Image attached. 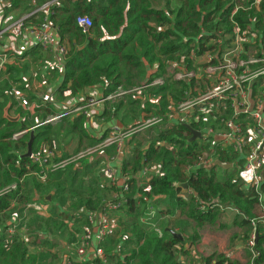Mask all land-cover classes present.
Returning <instances> with one entry per match:
<instances>
[{
  "label": "trees",
  "instance_id": "1",
  "mask_svg": "<svg viewBox=\"0 0 264 264\" xmlns=\"http://www.w3.org/2000/svg\"><path fill=\"white\" fill-rule=\"evenodd\" d=\"M2 1L5 3L3 18H6L16 11L29 15L51 0ZM261 2L262 13H257L249 8L250 0V2L240 5V9L233 15L232 20L237 22L242 30L249 27L250 19L253 18L256 19L257 26L261 27L264 17V0ZM235 6L236 3L233 2L226 7L220 6L218 0H60L57 6L51 8L49 16V22L56 29L60 40L66 41L68 44V49L64 54L62 82L56 89L59 100L64 99L63 94L66 92L75 97L87 88L95 86L100 87L102 96L114 92L118 87L129 89L139 86L145 80L144 73L147 71L145 63L149 67H153L154 64L158 65L157 71L150 79L152 81V78L166 73L168 66L163 63L162 58H174L173 60H177L178 63L181 58H184L187 64H191L189 60L191 54L199 56L205 51L215 50V44H208L217 40L216 33L220 28H223L226 33L231 31L229 17ZM78 16H87L91 20V28L87 35L83 34L76 26L75 20ZM40 17L42 15L39 13L33 14L24 20V24L26 26L36 24ZM136 74L139 76L138 78ZM193 85V81L189 84L166 81L162 86L149 87L145 94L150 97L160 96L161 106H153L148 103L147 111L164 115L167 106L165 97L170 93L173 96L174 104H177L182 100L181 96L185 95L186 91L193 92ZM177 86L181 89H176ZM3 92H0V95L5 97V103L0 105V129L5 127L6 130H0V190L10 183H14L16 196L21 191L19 182L24 178L26 163L29 161L28 158L23 159L14 151H24L30 137L26 134L16 142L11 140L13 134L25 129L19 126L20 120L18 122L8 121L3 117L6 106H9V110L15 106L14 103H11V97L6 98ZM34 98V96L27 97L31 103L34 102ZM153 107L156 111H152ZM44 109L45 114L41 117L46 119V116L51 115L54 109L50 110L47 107ZM17 114L20 117L24 111L18 109ZM80 119L81 117L76 121L79 122ZM39 122L41 121H35V125ZM191 128L198 129V126L191 125ZM49 130L50 125L35 128L32 150H38L42 141L49 140L46 137ZM173 131L171 136L167 135L170 130L160 131L147 149L141 150L139 145L136 146L123 162V169L126 171L130 168L134 174H141L144 168L158 167V169L153 168L157 170L156 175H151L146 185L142 186L141 192L143 190L146 192L143 191V196L137 198V208L129 209V205L125 207L124 211L128 214V220L120 228H124L128 234L124 236L122 242L118 241L122 236L118 237L116 231L113 237L102 240L98 245L99 248L104 249L110 239L112 246L121 245L125 264H177V254L180 253L177 247L182 246L184 241L192 240L194 242L197 240L199 231L205 224L216 226L217 220L220 219L223 212L218 209H212L206 213L199 212L195 198L186 194L187 190H184L183 185L188 186V189L199 198L212 197L222 203L233 204L244 216L243 218L235 216L233 221L234 225L243 229V242H246L252 233L250 221L254 215L256 216V214L253 215V211L257 209L256 199L245 198L240 179L232 180L226 175L228 170L224 171V176L216 174L217 171L223 170L221 168L211 170L199 168L189 174L190 169L199 161L207 147L198 143L197 140L187 144L186 141L191 135L183 126L175 127ZM163 138L165 146L155 148V143L164 140ZM207 151L210 152V150ZM215 158L221 162L224 161L223 153L218 150H216ZM17 164L19 167L16 166ZM30 169L35 172L40 170L36 165L31 166ZM61 173L62 170L46 172L47 180L49 181L51 178L54 185L61 186V183L56 182L55 177ZM198 177L203 180L197 183ZM99 179L100 177H97L96 181L95 179H93L94 182L89 181L87 189L80 191V194H77L78 198L72 200L70 208L68 207L69 211L63 210L62 215L65 216V219L72 211H75L88 224V216L94 214L93 211L100 203L90 199L97 190L92 185ZM26 181L24 179V185ZM133 181L134 178H130L127 184ZM261 190L264 195V182ZM9 196L10 194L7 193L0 197V212L8 208L7 199ZM153 197H157V199L154 201ZM60 198L64 206L66 201L62 197ZM151 201L153 202L151 203ZM161 203H166L165 211L156 210L152 221L148 224L141 223L140 218L144 207L151 204L158 207ZM98 209L101 210V208ZM176 210L183 212L187 219L194 222L190 239H185L183 229L178 234L182 236L183 240L174 238L172 234L164 231L168 235V239L165 240L158 237L154 231H150L152 225L158 223L166 215L174 216ZM256 231L259 237L256 243L259 253L256 264H264L263 225L258 224ZM130 245H134V249L126 254L125 251ZM107 254L105 252L110 260L120 258L118 252L112 255ZM0 256L2 255L0 254ZM21 256L20 254V258Z\"/></svg>",
  "mask_w": 264,
  "mask_h": 264
},
{
  "label": "built area",
  "instance_id": "2",
  "mask_svg": "<svg viewBox=\"0 0 264 264\" xmlns=\"http://www.w3.org/2000/svg\"><path fill=\"white\" fill-rule=\"evenodd\" d=\"M59 1H48L31 14L9 21L5 27H1L0 36L6 35V46L3 53L12 52V54L19 56L23 47L27 45H34L44 52L52 49L57 31L51 26L49 16L51 8L57 6ZM234 1L236 6L229 17L231 31L226 33L223 28H220L216 33L217 40L208 44H215V50L205 51L199 56L191 54L189 58L191 64H187L185 59L181 58L176 66H168L164 75L155 77L152 81L145 80L137 87L130 89L118 87L114 92L106 96H100L98 100L88 97L84 105L75 107L71 112L88 115L89 110L87 109L99 103L121 100L130 94L140 96L149 87L162 86L166 81L168 83L181 82L189 84L194 78V71L206 65L208 67V72H206L208 74L207 80L211 86L200 90L196 87L197 85H193V92H187L186 98L177 102V104H174V99L171 96H167L165 99L167 106L164 115L153 114L143 107L140 113V121L133 128V131L139 133L162 124L167 127L181 125L198 126V129L190 128L200 133L201 137L197 141L206 146L207 149L201 155L199 161L190 169L189 174L199 168L203 169L217 160L215 158L216 150L223 153L224 161L222 163L238 169V179L241 181L245 195L254 193L255 196H250L249 199H256L261 206V213L250 221L252 233L246 244L250 254L249 264H255V258L259 256L256 249V229L258 224L264 225V195L261 190L264 182V17L262 18L261 27L257 26L256 19L253 18L250 19L249 27L242 30L238 23L232 20L233 15L241 7L237 4L239 0ZM241 2H250V0H241ZM261 3V0H251L249 8L257 13H262ZM4 5L5 3L0 0V19L3 17ZM37 13L42 15L41 22L36 26L31 25L32 27L27 29L24 20ZM75 23L83 34L87 35L89 33L91 28L90 18L78 16ZM28 35L29 38H27ZM19 41L23 43L22 46H18ZM57 51L62 54L66 53L65 48L60 46H57ZM6 54L0 57V82L5 71ZM201 59L204 60V63H199ZM145 65L148 68L147 63ZM11 93L15 96V102L18 105L15 106V109L19 107L25 111L40 109L41 105L31 104L16 88L13 87ZM0 103H2L1 95ZM150 104L161 106V97H154ZM152 111H156V109L153 107ZM66 113L68 111L46 118V122H40L34 128L43 124H52L56 120L65 117ZM165 129L170 130L169 128ZM128 131L131 133L132 129ZM27 132L28 130H24L15 133L11 136V140L16 142L26 135ZM126 136L119 129L113 128L109 137L105 138L100 144L87 147L68 157H59L48 148L32 150L26 166H38L40 168L38 177L43 180L46 172L63 170L112 145L115 146L116 153L122 155L123 140H125ZM163 146H165L163 141L155 143V148ZM207 150H210V152ZM14 153L22 156L26 153V149L20 152L15 151ZM232 157L234 159H231ZM117 165L120 166L118 163L110 162L106 169V174L113 184L117 179ZM150 170L144 168L141 173L146 180L151 176ZM244 173H249V179L244 178ZM15 189L16 185L14 184L1 189L0 197ZM129 191V184L124 182L115 198L112 201L105 202L98 217L94 216L95 214L88 216L87 222L90 229H84L85 236L83 235L81 247L76 250V258L71 259L66 256L61 260L60 264H95L94 261L96 260L103 264L108 262L104 249L98 246L94 249L93 258L87 259L86 241L90 239L92 231H95V238L99 240V244L102 240L113 237L115 229L106 215L112 211H120L127 205L130 206V202H132L134 208L137 206V204L134 205L137 199L131 200L127 197ZM186 194L195 198L196 207L201 213L218 209L223 213L239 214L232 204L222 203L212 197L199 198L191 190L186 192ZM146 208L144 215L140 219L141 223L144 224L152 221L156 213L151 206H146Z\"/></svg>",
  "mask_w": 264,
  "mask_h": 264
},
{
  "label": "crops",
  "instance_id": "3",
  "mask_svg": "<svg viewBox=\"0 0 264 264\" xmlns=\"http://www.w3.org/2000/svg\"><path fill=\"white\" fill-rule=\"evenodd\" d=\"M14 13L15 12L10 14L6 18L2 17L0 19V27L3 28L8 24L9 21H13L11 20V18ZM39 21L40 20H38L36 24L27 25V29L29 27H32L31 25L36 26L37 24H39ZM27 38H29V35L27 36ZM0 42H1L0 43V57H1L3 54H6L3 53L6 44L4 39H0ZM22 45L23 43L19 41L18 46H22ZM57 46L64 47L66 51L68 49L67 42L66 41L62 42L58 34L55 35L54 46L52 47V49H50L47 52L42 51L41 49H39L34 45H27L23 47L22 53L19 56L12 54V52L7 53L5 55V62H4L5 75H3V78L0 82V90H1L0 92H3L4 90L3 93L6 96V98L11 97V103H14L15 106H18L17 103L15 102L16 101L15 96L11 93V89L14 87L20 93L21 91L17 87L12 85H24V88L26 89L29 87V85H33V86L45 85L46 94L45 95L43 94L44 96L41 97V91L39 90L40 93L39 95H37V97L42 99L46 104L49 105L51 104L54 110L57 109V107H59L60 105H64L66 103L69 104V101H71L72 106L74 105L75 108L80 105H84L85 102L87 101L86 98L88 97H93L98 100L100 96H102L99 95V93L101 92L99 86L87 88L83 92L77 94L75 97H72L70 93L66 92L63 94L64 99L59 100L56 93V89L62 82L65 55L57 51ZM15 57H17L18 59V61L16 62H14ZM18 64H22V66H25L26 72H21ZM144 66L146 67L145 64ZM146 69L148 73H147V78H145V80H150L152 75L154 74L153 72L154 69L153 67H149V66L148 68L146 67ZM27 76H28V81L26 80ZM5 89H9V94L5 93ZM167 96H171V95H167ZM1 97H2V103H0V105H3L5 103V97L3 96ZM171 97L173 98V96ZM152 100H154V97H150L147 103H151ZM6 104L9 105L8 103ZM31 104H33V102ZM15 106L12 107L11 110H9V106H6L4 108V110L8 109L7 116L9 118L15 119L18 117L19 120L18 114L16 117L14 116L10 117L9 115V113H11L12 111H16L18 109H21L22 111L30 114L33 113V112L25 111L20 107L15 109ZM42 106L43 104L40 106V109L42 108ZM145 106H146V102L140 103V107L138 111L139 115L142 112L143 107ZM148 107L149 106H146L145 109ZM38 110H35V112ZM72 110L73 109H68V113H66L64 118L70 117L67 120L68 124H66V127L69 126L70 129L72 128L73 130L66 132L67 129L64 130L61 127L62 126L61 124L59 125L48 124L50 125V130H49L50 132H48L46 137L49 138V140L42 141L39 144V147L48 148L49 150L57 154V151L59 152H63V150L69 151L68 150L69 148H71L72 150L73 147L75 146V142H78L76 145L79 144L82 145L81 139L82 141L84 139L85 141H89V142L94 140L93 143L94 144L96 143V145H98L105 138L109 137L111 133V129L116 128L122 130L125 123H127V121L119 122L120 120L112 118L110 116L109 106L103 103H99L96 106L87 109L89 110L88 115H84L81 113H72L71 112ZM59 113H61V111H58V113L56 114ZM79 116L81 117V119L78 123H76L75 121ZM3 117L5 118V116ZM46 117L49 118L51 117V115H48ZM132 125H134V123L126 124V129L130 128ZM158 127L160 132L161 131L160 128H163L164 125ZM189 127L191 126L189 125ZM155 129L156 127H153L146 129L144 131L151 130V133L153 132L154 134ZM126 141L127 139L123 140L122 155H118V157L115 160L110 161L112 163L120 164V166L117 165L118 174L116 181L114 182V184L109 182L111 186L115 189V191L124 182H128V178H126L127 171H130L129 173L130 178L132 179L134 178V181L132 182L133 184H136L135 183L136 180L137 183H139V186L141 187L146 185L147 183V180H145L146 178H144L140 173L134 174L131 172L130 168H128V170L126 171L123 169V162L127 158V155H129L131 152L126 150ZM103 150L99 151L98 153L102 152ZM65 156L68 157L70 155L64 154L61 157H65ZM102 156H104L103 153ZM16 166L19 167L18 164ZM30 167L25 168L26 171L24 178L19 182V184H21L20 193L15 196L14 192L16 190L9 192L8 194H10V196L7 199L8 208L0 212V254L2 255L0 256V264H60L63 258V252L68 250L69 251L71 250L73 252V256L69 254L70 252H67L66 256L70 257L71 259H75L76 247L82 244L83 238L85 236L84 231L80 235H74L73 237L74 241L72 239L73 234L71 235L72 232L66 231L64 233V236L62 233L63 221L66 219L71 220V218H75L76 215L74 216L72 215L75 211H72L71 214L66 219H63L62 212L65 209L62 208L63 205L61 203V198L60 197L56 198L55 196L51 198V195L53 196V193L45 194V189H46L45 179L47 176H45V179L40 180L38 177L40 170L38 172H35L34 170L30 169ZM231 169L232 168H229L227 170L230 172ZM149 172L153 176L156 175L157 173L156 170L153 168ZM24 179L27 180L25 185L23 184ZM140 179H144V180L139 181ZM202 180L203 179L201 177H198L196 179V182L198 183ZM13 184L14 183H10L7 186ZM95 184H98V182H96ZM53 187L59 190L61 189L60 186L54 184ZM183 188L184 190H186L188 186L184 187L183 185ZM100 192L104 193V195H101ZM114 193L112 194L111 190H107V191L99 190L97 193L92 194L90 199L98 203L105 196H109V194H112L113 197ZM156 199L157 197H153L152 200L155 201ZM105 202L107 201L103 200L100 203L99 208L102 209ZM165 206L166 203H161L160 206L154 207V209L155 211L156 210L165 211L166 209ZM131 208L135 209L133 207L132 202H130V206H129V209ZM124 210H126L125 207L121 211ZM65 212L67 211L65 210ZM119 212L120 211L116 213ZM77 213L79 212L77 211ZM174 213H175L174 216L171 215L164 216V220L168 219L169 223L172 222V225H176L178 228H180L179 231H182L181 229L185 231V228H187L189 225L188 227L189 229H187V232H184V236L185 237L188 235L191 236L192 228L194 227V222L190 219H187V216L183 212H180L179 210H176ZM224 214H228V216L231 217L232 221H234L235 215H233L232 213H224ZM224 214L223 213L221 214L220 219L217 220L216 226L205 224L201 229L202 232L200 233L199 238L197 240H194V242L192 240L184 241L183 245H185V248L187 249H184V251L177 254V259H176L177 264H227L228 261H231L230 263H235V264H248L250 262V254L246 245L247 241L243 242L242 240L243 229L234 225V223L233 225L235 227H233L229 222L222 223ZM117 216L121 217L122 220L120 223L116 222V226H115L116 230L118 229L119 226L121 225L124 226L125 222H127L128 220L127 216L125 217V215L123 214ZM190 223H192L191 226ZM76 224H74L72 227L75 228ZM64 226H65V230H67L66 229L67 226L66 225ZM171 228L172 227L165 228L164 231L169 234L170 232H173L172 231L173 229ZM121 229L125 230L124 228ZM231 231H237L236 232L237 235L235 234L234 237H230ZM256 235H257V239H256V243H257L259 237L257 233ZM68 236H70L68 239L69 242L71 241L73 242L71 243V245L67 246V244L65 245V243H63V238H66L67 240ZM95 236H96L95 231H92L90 239L86 241L87 242L86 250L88 255L87 259L93 258L94 249H96L97 246L99 245V240H97ZM109 241L105 245L106 248V249L104 248L105 252L108 253L107 255H112L113 253L118 252V256L120 258L118 260L116 259L110 260L107 257L108 262L106 264H125V259L122 258L123 252L121 251V245L112 246V242ZM133 247L134 245H130L126 251H133L134 249ZM20 254L22 255L21 258H20ZM220 254H223L226 258L229 259L227 263L221 258H218L220 260L217 259L216 256ZM214 255L215 257L213 258ZM94 263L103 264L98 262L97 260L94 261Z\"/></svg>",
  "mask_w": 264,
  "mask_h": 264
},
{
  "label": "rangeland",
  "instance_id": "4",
  "mask_svg": "<svg viewBox=\"0 0 264 264\" xmlns=\"http://www.w3.org/2000/svg\"><path fill=\"white\" fill-rule=\"evenodd\" d=\"M209 1H212V0H209ZM218 1H219V5L220 6H223V7H226L227 5H229L232 2L233 3H236L234 0H218ZM237 4L240 6L242 4L241 0H239L237 2ZM23 16H26V15L24 13H22V12L17 11V12H15L13 14L11 20H15V19L21 18ZM41 19H42V17L39 18V20H41ZM152 24H154V23L152 22ZM159 29H162V28H159ZM5 38H6V35L5 34H3V35L0 36V39H4L5 40ZM249 53H250V51H249ZM173 59H169V58L165 59V58H162L163 63L166 66H176V64L178 63V61L177 60L174 61ZM175 59H177V58H175ZM16 61H18L17 57L14 58V62H16ZM203 61L204 60L201 59L199 63H204ZM154 65H153V69H154L153 72H156L158 65H156V64H154ZM18 66L20 67V71L21 72H26L25 66H22V64H18ZM206 72H208V67H206V65H203V66L200 67V69H196L194 71V78H193L192 81H193L194 85L195 86L197 85L196 87L199 88L200 90L206 89L207 87L211 86V85H209V82L207 80L208 74ZM147 73H148V71H146L144 73V77L145 78H147ZM4 75H5V72H4ZM138 77L139 76L137 75V78ZM26 80L28 81V76L26 77ZM12 86L17 87L21 91V93L25 96V98L30 97L31 95H33L35 97L34 98V102L32 101L33 103H36V104H39V105H42L43 104V106H42V108L40 110H38L36 112L35 111H32V110H29V112H33V113L30 114V113L24 112V114H22L19 117V120H20V121L18 120L19 121V126L22 129L28 130L27 134L30 137V133H31L32 130L35 133V128H34L36 126L35 125V121H38L39 120L41 122H46V120L41 117L42 115L45 114L44 113L45 112V109L44 108L47 107L50 110L52 108V105L51 104L50 105L49 104H46L42 99H40V98L37 97V95H39L40 91H41V97H43L46 94L45 85L44 86H41V85H34V86L33 85H29V87L27 89L24 88V85H12ZM137 86H133V87H137ZM133 87H131V88H133ZM125 88H127V87H125ZM125 88H123V89H125ZM176 89L179 90L181 88L177 86ZM5 93L6 94H9V89H5ZM186 94H187V91L185 92V95L181 96V99L186 98ZM99 95H101V92L99 93ZM168 95H171V94L169 93ZM149 98H150V96L148 94H145V93H143L140 96H138L137 94H130L127 97H124L121 100H116V101L114 100L112 102L103 103V104H106V105L109 106L110 116L112 118L120 120L119 122H125V121H127V123H125V125L122 128V130H120V131L123 132V133H125L127 135L126 138H125V140L127 139V141H126V150H128V151H132L138 145L140 146L141 150L147 149V147H149L154 142L153 138L155 137V135H157L159 133V127L158 126H156V129H155L156 132L154 130V134H153V132L151 133V130L144 131V132L141 131L139 133L133 131V128L136 127L137 124L140 121V115H139V112H138L139 111V107H140V103L141 102H146V106H149V104L147 103L149 101ZM86 99H88V98H86ZM165 99H166V97H165ZM68 109H74V105L72 106L71 101H69V104L66 103L64 105H60L55 110H53V108H52L53 111L51 112V116H55V114L58 113V111L66 112V111H68ZM17 112H18V110L12 111L11 113H9L10 117H13V116L16 117L17 116ZM79 117H77V118H79ZM69 118L70 117H67V118L62 117V118L56 120L55 122H53L50 125H53V124L59 125V124H61L62 125L61 127L64 130L67 129L66 132L67 131H70V130H73L72 128L70 129L69 126L66 127V124H68L67 123V120ZM73 122H74V120H73ZM75 122L78 123L77 121H75ZM132 123H134V125H132L129 128V129H132V132L130 133L128 131L129 129L128 128L126 129V124H132ZM63 124H65V125H63ZM43 125H48V124H43ZM162 125H164V127L163 128H160L161 132H163L165 130V128H169L170 129V132L167 135L168 136H171V134L174 133L173 130H175V126L174 127H167L165 124H162ZM162 125H159V126H162ZM0 130L1 131H4V130H6V128L5 127H1ZM93 141L94 140H92L91 142H89V141H85L84 139L82 141V139H81L82 145L81 144L76 145L78 142H75V146L73 147L72 150H71V148H69L68 149L69 151H65V150H63V152L57 151V154H59L57 156L61 157L64 154H67V155H70V156L75 155L78 151H81V150H84L87 147H93L94 145H96V143L94 144ZM161 141H163L165 143V139L164 140H161ZM154 147H155V145H154ZM41 148L42 147H39V149H41ZM102 153L104 154V156H102ZM117 157H118V154L115 151V146L112 145V146L107 147L106 149H104L100 153L97 152V154L95 153L94 155L89 156V157H87V158H85V159H83L81 161H78V162L70 165L69 167L63 169L61 175H59V176L56 175L55 176L56 179H57L56 182L61 183V186H60L61 189L60 190L53 187V183L54 182L50 180L51 178L48 181L47 180L48 179V176H47L46 179H45V183H46V185H45V188H46L45 189V194L46 193H51V194L53 193V196L51 195V198H53L54 196L56 198L57 197H62V199H64L66 201V203H64V206L62 208L65 209L66 211H69L68 210V207L70 208V205H71L73 199H77L78 198V195L77 194H80V191L87 189L86 187H87V184H89V181H93V179H97V177H100V180L97 181L98 184H94V185L91 184V185H92L93 188L95 187L97 189L96 190V193L99 190H103V191L111 190L112 194L115 192L113 197H112V194H109V196H105L100 201V203L103 200L112 201L115 198V195H117L119 193L121 186H119V188H117V190L115 191V189L109 183L110 182V179L108 178V176L106 174V169H107L108 163L110 161L115 160ZM149 168H151V169L152 168H155L156 169L158 167L152 166V167H149ZM224 171H226V170L223 169L222 171H217L216 174L218 176H224L225 175ZM129 173H130V171H127L126 178H128V179L130 178ZM226 175L228 177H230L232 180H238V169L232 168L230 172L226 173ZM244 178H247V176L244 175ZM143 180L144 179H140L139 181H143ZM135 183L136 184H133V183L129 184L130 191H129V195H127V197H129L131 199L140 198V197L143 196L142 195L143 191L146 192V190H143L141 192V188L142 187L139 186V183H137V180H136ZM101 184H102V186H101ZM112 189H114V190H112ZM186 190L189 191L188 188ZM100 194L101 195H104V193H102V192H100ZM253 195H255V194L254 193L247 194V195H245V198H249L250 196H253ZM152 202L153 201H151V203ZM100 203L98 204V207L95 208V210L93 211L94 214H95L94 216H97L98 217L101 214L100 210H97L99 208ZM136 204H137V201L135 200L134 205H136ZM154 205L155 204H151L150 206L154 209V207H155ZM136 208H137V206H136ZM146 209L147 208L144 207V209L142 210V212H143V213L141 212L142 213V216L144 215V211ZM237 210H238L239 214L236 213V214H233V215L240 216V217L243 218L244 217L243 214L239 211V209H237ZM260 210H261L260 203L259 204L257 203V209L255 211H253V215L256 214V216H258V214L261 213ZM75 213L76 212H74L72 214L73 216L76 215L75 218H71V220L70 219H66V220H64L65 223L63 221V232H62L63 233V236H64V233L66 231L72 232L71 235L73 234L72 235L73 241H74V238H73L74 235H80L81 233H83L84 229L85 230L86 229H90L89 228V225L86 224L83 221L82 216H80L78 214H75ZM122 214L125 215V217L128 216V214L125 211H121V210H120L119 213L110 212V213H107V215H106L107 218L109 219L110 223L114 226L115 231H118V237L122 236V238L120 240H118L119 242H122V240L124 239V236L126 234H128V231H125V230L121 229L120 226L118 227L117 230H116V227H115L116 226V222H119L120 223L121 220H122V218L121 217H118L117 215H122ZM256 216L254 215V218H252V219H255ZM67 217L68 216H66V218ZM63 219H65V216H63ZM228 222L231 223V225L233 227H235L233 225V221H232L231 217H229L228 214H224L223 215V219H222V223H228ZM192 223H190V226L192 225ZM74 224H76L75 225V228L72 227ZM64 225L67 226L66 227L67 230H65V226ZM170 227H172L171 229H173L172 230L173 232L175 230L177 231V232L176 231L174 232L175 234H179V232H181V231H179L180 228H178L176 225H172V222L169 223V220L168 219L167 220L166 219L164 220V217H162L158 221V223L152 225V227H151L152 230H150V231H154V233L158 237L167 240L168 239V235L164 232V229L165 228H170ZM188 227H189V225H188ZM188 227L185 228V231L184 232H187V229H189ZM192 232H193V228H192ZM201 232L202 231L200 230L199 231V235H200ZM236 232L237 231H231V233H230L231 236L230 237H234V235L236 234ZM183 236H184V233H183ZM69 237L70 236H68L67 240H66V238H63V243H65V245L67 244V246L68 245H71V243L73 242V241L69 242V240H68ZM190 238H191L190 235H188V236L185 237V239H190ZM187 243H186V245H187ZM79 247H81V245H78L76 247V250ZM184 249H187V248H185V245H182V246H179L178 247V251H180V252H181V250L184 251ZM67 252H70L69 254H71L73 256V252L71 250L70 251L68 250V251L63 252V258L67 255ZM125 253L126 254H129L130 251H125ZM214 257H215V255L213 256V258ZM216 257H217V259L218 258L223 259L224 261H226V263L229 260L223 254L217 255ZM255 259H257V258H255ZM218 260H220V259H218ZM230 262L231 261H228L227 264H230ZM254 263L256 264V260L254 261Z\"/></svg>",
  "mask_w": 264,
  "mask_h": 264
},
{
  "label": "water",
  "instance_id": "5",
  "mask_svg": "<svg viewBox=\"0 0 264 264\" xmlns=\"http://www.w3.org/2000/svg\"><path fill=\"white\" fill-rule=\"evenodd\" d=\"M7 110H8V109H5V110H4V116H5V118H6L8 121H15V122L18 121V117L15 118V119L9 118V117L7 116ZM183 127H185V128L189 131V133H190V135H191V137L189 138V140L186 141L187 144L192 143V142H195L196 139H199V138L201 137V135H200L199 132L194 131V130L191 129L189 126L184 125ZM33 141H34V132H33V130H32L31 133H30L29 141L27 142L26 153H25L24 155H22L21 158H23V159H27V158L30 156V154H31V152H32ZM216 167L221 168V169H224V170H227V169L231 168V166H229V165H225L224 163H222V162L219 161V160H215L212 164L206 166L204 169H205V170H211V169H214V168H216ZM184 187H186V185H184ZM170 233L174 236V238H177V239H179V240H182V237H181L180 235L175 234L174 232H170Z\"/></svg>",
  "mask_w": 264,
  "mask_h": 264
},
{
  "label": "bare ground",
  "instance_id": "6",
  "mask_svg": "<svg viewBox=\"0 0 264 264\" xmlns=\"http://www.w3.org/2000/svg\"><path fill=\"white\" fill-rule=\"evenodd\" d=\"M246 175L247 178L246 179H249V173H244L243 176Z\"/></svg>",
  "mask_w": 264,
  "mask_h": 264
}]
</instances>
